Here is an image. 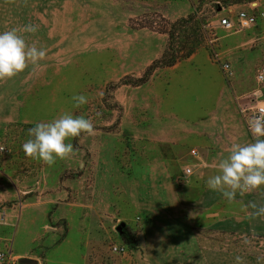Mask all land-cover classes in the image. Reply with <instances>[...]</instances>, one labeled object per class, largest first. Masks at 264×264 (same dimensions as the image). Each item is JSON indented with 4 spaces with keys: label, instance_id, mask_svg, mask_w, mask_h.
Here are the masks:
<instances>
[{
    "label": "rangeland",
    "instance_id": "1",
    "mask_svg": "<svg viewBox=\"0 0 264 264\" xmlns=\"http://www.w3.org/2000/svg\"><path fill=\"white\" fill-rule=\"evenodd\" d=\"M251 3L264 9V0H0V32L35 25L21 34L46 52L0 81V208L13 211L0 222L2 264H21L4 239L20 212L37 224L22 247L36 264H264V235L230 232V203L220 195L209 208L206 184L233 143L254 140L242 97L260 89L264 100L255 82L264 17L255 9L256 24L237 33L219 25ZM74 95L87 104L74 107ZM65 113L90 119L94 134L66 141L74 154L53 166L26 156L29 129ZM150 150L161 158L156 175ZM116 244L126 252L112 254Z\"/></svg>",
    "mask_w": 264,
    "mask_h": 264
},
{
    "label": "clouds",
    "instance_id": "2",
    "mask_svg": "<svg viewBox=\"0 0 264 264\" xmlns=\"http://www.w3.org/2000/svg\"><path fill=\"white\" fill-rule=\"evenodd\" d=\"M35 25H25L22 30L11 29L0 32V81L12 79L22 73L29 65H35L46 56L45 50L35 43L28 45L21 34L36 33ZM74 107L87 104L85 95L72 97ZM248 127L254 138L253 142L241 144L233 143L226 158H221L215 168L217 175L207 179L210 191L219 193L229 203L235 201L236 196L264 187V114L253 116ZM94 124L83 116L74 117L65 113L52 122H41L29 129L30 137L22 149L26 156L53 166L57 159L63 160L74 154L72 143L66 141L79 137L82 133L94 134ZM255 212L252 218L264 216V205H252ZM236 264H244L243 258L237 256Z\"/></svg>",
    "mask_w": 264,
    "mask_h": 264
},
{
    "label": "crops",
    "instance_id": "3",
    "mask_svg": "<svg viewBox=\"0 0 264 264\" xmlns=\"http://www.w3.org/2000/svg\"><path fill=\"white\" fill-rule=\"evenodd\" d=\"M217 144H218L217 147H219V142ZM197 146L203 152L210 148V146L206 145L205 142H202V141H200L197 144ZM212 149H215L214 144H212ZM217 151H219V149ZM160 159L161 158L160 156H158V153L156 151H153V150L149 151L148 160H149V171L151 175H153L154 173H155L154 175H156L155 170L158 168V165L160 164V163L158 164V160L160 161ZM168 164H169L168 162H165V166H164L165 176H169L170 174L168 170L166 169V166H168ZM198 186L199 185H197V188H200ZM197 190L198 189H196V191ZM211 192H212V195L210 197L211 199H210V204H208V207L214 209L215 205H217L218 207V203L221 197L219 193L213 192V191ZM200 199H201L200 197L197 198V200H200ZM203 200L205 199L203 198ZM253 204H255L257 208L259 206L264 205V187L256 191L248 192L244 194L243 196L238 194L235 198V201L230 203L229 210H228V214H229L228 215V218H229L228 226H229L230 232L242 233V234L254 233V234L264 235V216L252 218V213L256 211V209L252 207ZM197 206L202 207L204 206V203L198 204ZM12 212H13L12 210L10 212L6 208V222L11 221L13 217ZM19 214H20L19 215L20 217H18L17 228L14 231H12L8 236H6L4 239L6 241V246H8L7 252L10 253L9 255L13 257H18L20 259V258H25L28 255L22 249L23 245L25 244L24 240L26 239L32 242L33 238H35L37 224H36V221L34 220L31 221L30 219L28 220L25 219L21 215V212ZM25 223L33 227L34 233H27L26 230H24L21 227V225Z\"/></svg>",
    "mask_w": 264,
    "mask_h": 264
},
{
    "label": "built area",
    "instance_id": "4",
    "mask_svg": "<svg viewBox=\"0 0 264 264\" xmlns=\"http://www.w3.org/2000/svg\"><path fill=\"white\" fill-rule=\"evenodd\" d=\"M250 9V11L240 9L234 12L232 15H226L222 17L219 20L220 27L226 31L234 33L252 28L257 22V15L254 13V10L257 9L259 16L264 17V9H258V5L256 3H251ZM221 68L225 73H228L231 70V67L228 63H221ZM255 82L258 85H264V64H261L257 68L255 72ZM239 111L246 121V129L248 133L253 138L248 127V122L253 116L264 114V100L261 90L256 89L242 97L241 101L239 102ZM0 150L2 151L3 147H1ZM189 155L197 158V150L191 149ZM182 172L184 178H187L193 174V170L190 166H185ZM0 222H6V207L0 208ZM125 252L126 248L123 245L116 244L111 246V253L114 255H121ZM5 260L6 255L3 252H0V264H2V262Z\"/></svg>",
    "mask_w": 264,
    "mask_h": 264
},
{
    "label": "trees",
    "instance_id": "5",
    "mask_svg": "<svg viewBox=\"0 0 264 264\" xmlns=\"http://www.w3.org/2000/svg\"><path fill=\"white\" fill-rule=\"evenodd\" d=\"M196 45H193V47H190V49H188V51L179 56V57H169V59L166 60V54L164 53L163 56H162V59L156 61L154 63V67L156 68L155 64H161L162 66H173L177 61H179L180 59L182 58H187L189 57L191 54L194 53V51L196 50ZM152 69V68H151Z\"/></svg>",
    "mask_w": 264,
    "mask_h": 264
},
{
    "label": "water",
    "instance_id": "6",
    "mask_svg": "<svg viewBox=\"0 0 264 264\" xmlns=\"http://www.w3.org/2000/svg\"><path fill=\"white\" fill-rule=\"evenodd\" d=\"M19 263L21 264H36V261L27 259V258H21L19 259Z\"/></svg>",
    "mask_w": 264,
    "mask_h": 264
}]
</instances>
